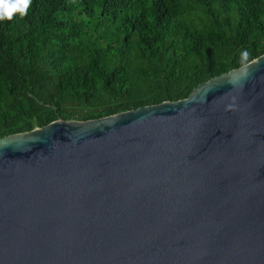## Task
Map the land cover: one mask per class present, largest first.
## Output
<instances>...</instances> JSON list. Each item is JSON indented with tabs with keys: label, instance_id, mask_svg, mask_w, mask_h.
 Wrapping results in <instances>:
<instances>
[{
	"label": "water",
	"instance_id": "95a60500",
	"mask_svg": "<svg viewBox=\"0 0 264 264\" xmlns=\"http://www.w3.org/2000/svg\"><path fill=\"white\" fill-rule=\"evenodd\" d=\"M0 264H264V54L181 100L0 138Z\"/></svg>",
	"mask_w": 264,
	"mask_h": 264
},
{
	"label": "trees",
	"instance_id": "16d2710c",
	"mask_svg": "<svg viewBox=\"0 0 264 264\" xmlns=\"http://www.w3.org/2000/svg\"><path fill=\"white\" fill-rule=\"evenodd\" d=\"M263 54L264 0H32L0 22V138L181 100Z\"/></svg>",
	"mask_w": 264,
	"mask_h": 264
},
{
	"label": "clouds",
	"instance_id": "9594fccd",
	"mask_svg": "<svg viewBox=\"0 0 264 264\" xmlns=\"http://www.w3.org/2000/svg\"><path fill=\"white\" fill-rule=\"evenodd\" d=\"M32 0H0V22L11 21L14 16L27 15ZM248 53H244L247 57Z\"/></svg>",
	"mask_w": 264,
	"mask_h": 264
}]
</instances>
